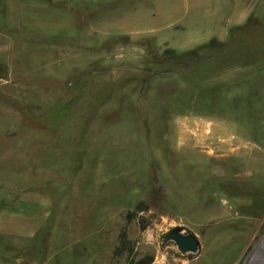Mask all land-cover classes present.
Listing matches in <instances>:
<instances>
[{
	"label": "rangeland",
	"instance_id": "rangeland-1",
	"mask_svg": "<svg viewBox=\"0 0 264 264\" xmlns=\"http://www.w3.org/2000/svg\"><path fill=\"white\" fill-rule=\"evenodd\" d=\"M71 3L0 84V264H264V0Z\"/></svg>",
	"mask_w": 264,
	"mask_h": 264
},
{
	"label": "crops",
	"instance_id": "crops-1",
	"mask_svg": "<svg viewBox=\"0 0 264 264\" xmlns=\"http://www.w3.org/2000/svg\"><path fill=\"white\" fill-rule=\"evenodd\" d=\"M71 5V0H16L14 10L0 9V84L11 87H3L2 92L11 89L19 93L20 46L28 45V41L36 36H68L72 29L69 17ZM56 45L50 43L49 48H60ZM66 46L70 44L65 43L63 47ZM11 49L14 55L8 54ZM14 79L16 81H11ZM8 211L10 209H5L3 213ZM29 230L18 228L15 230L17 238L28 239L33 235V231ZM14 264H19V258Z\"/></svg>",
	"mask_w": 264,
	"mask_h": 264
},
{
	"label": "water",
	"instance_id": "water-1",
	"mask_svg": "<svg viewBox=\"0 0 264 264\" xmlns=\"http://www.w3.org/2000/svg\"><path fill=\"white\" fill-rule=\"evenodd\" d=\"M167 238L173 241L182 254L195 253L199 249V241L193 234L184 235L179 227L167 233Z\"/></svg>",
	"mask_w": 264,
	"mask_h": 264
},
{
	"label": "trees",
	"instance_id": "trees-1",
	"mask_svg": "<svg viewBox=\"0 0 264 264\" xmlns=\"http://www.w3.org/2000/svg\"><path fill=\"white\" fill-rule=\"evenodd\" d=\"M220 45H222V44H220ZM202 46H200V48H201ZM151 262V258L148 260V264ZM147 264V263H146Z\"/></svg>",
	"mask_w": 264,
	"mask_h": 264
}]
</instances>
